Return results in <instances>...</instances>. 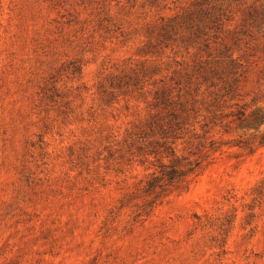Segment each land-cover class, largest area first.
Masks as SVG:
<instances>
[{"label":"rangeland","instance_id":"obj_1","mask_svg":"<svg viewBox=\"0 0 264 264\" xmlns=\"http://www.w3.org/2000/svg\"><path fill=\"white\" fill-rule=\"evenodd\" d=\"M0 264H264V0H0Z\"/></svg>","mask_w":264,"mask_h":264},{"label":"trees","instance_id":"obj_2","mask_svg":"<svg viewBox=\"0 0 264 264\" xmlns=\"http://www.w3.org/2000/svg\"><path fill=\"white\" fill-rule=\"evenodd\" d=\"M186 171L188 170H183L179 168H172L170 171H161V175H154L150 179V183L154 185L153 182L158 181L160 179L165 178L169 183L173 182L175 179H179L180 177L184 176L186 174Z\"/></svg>","mask_w":264,"mask_h":264}]
</instances>
